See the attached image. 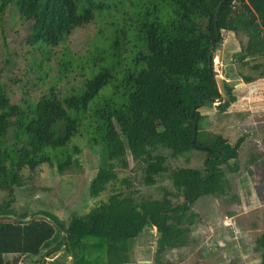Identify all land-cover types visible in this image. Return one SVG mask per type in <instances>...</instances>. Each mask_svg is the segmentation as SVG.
Returning a JSON list of instances; mask_svg holds the SVG:
<instances>
[{"label": "trees", "instance_id": "obj_1", "mask_svg": "<svg viewBox=\"0 0 264 264\" xmlns=\"http://www.w3.org/2000/svg\"><path fill=\"white\" fill-rule=\"evenodd\" d=\"M136 1L137 6L131 2L139 18L132 57H122L131 40L125 33L126 37L117 34L108 54L96 48L99 56L78 60L76 70L71 53L57 50L75 31L94 23L106 4L1 0L0 14L13 6L21 19L31 23L26 42L40 52L42 80L52 81L38 99H24L21 104L14 103L0 86V192L6 193L0 201V216H15L0 219V264H21L24 258L42 264L44 257L63 249L64 256L73 257V264L89 263L86 242L92 239L96 249L105 253L106 264H127L134 240L148 227L157 228L159 253L182 248L198 220L192 210L196 202L205 196L221 198L230 191L223 167L237 171L230 161L238 158L245 140L235 145L222 136L201 140L205 119L201 110L220 100L217 107L226 112L237 101L226 83L231 102L224 104L217 83L214 60L225 42L223 33L247 37L239 61L249 65V58H264V0ZM102 62L107 66L96 73ZM53 68L61 75L52 77ZM250 68L259 75H244L246 83L264 78V63ZM77 71L83 77L81 85L68 87L71 74ZM104 89L108 94L100 96ZM85 134L91 144L102 148V164L89 187L92 198L118 181L117 168H129V153L145 166L147 186L156 185L157 178L169 171L167 158L157 154L161 149L175 157L202 150L207 158L202 169L172 172L178 201L166 190L162 199H138L131 181L125 179V192H113L69 223L47 211L31 217L45 215L53 222L43 218L24 222L30 215L14 209L15 189L24 187L41 166L56 168L61 175L77 170L82 149L75 140ZM257 245L264 264V235Z\"/></svg>", "mask_w": 264, "mask_h": 264}, {"label": "rangeland", "instance_id": "obj_2", "mask_svg": "<svg viewBox=\"0 0 264 264\" xmlns=\"http://www.w3.org/2000/svg\"><path fill=\"white\" fill-rule=\"evenodd\" d=\"M97 1L106 4L107 9L97 12L94 23L75 31L68 43L57 50L59 53H63L65 49H67L69 53H71L72 64L76 70L79 69L77 67L78 64H80L78 60L85 62L88 59V61H91L94 55L97 57L99 56L96 48H99L102 52L108 54L107 52L111 51L114 38L118 35L121 37L127 36L126 38L131 40V43L127 46V53L122 52V57H132L134 46L136 45V40L133 39V36L137 31L139 18L138 10L135 9L132 4L137 6V1ZM30 24V22L21 19L19 13L13 6L7 10L5 15L0 14V86H3L6 89L13 102L16 104H21L24 99L35 101L46 92L47 84L52 81L50 78L46 81L42 80V75L38 69L40 62L42 61L40 52L33 50L26 42V39L30 34ZM124 33L127 35L125 36ZM223 35L227 44L220 47L215 53L214 67L217 77L227 79L226 76H230V78L234 80L231 83L232 87L241 83V76L242 78L244 75L254 78L258 77L259 72L251 70L250 65H255L257 63L263 64L264 58H249V65L237 59V56L247 45V37L242 33L236 35L234 33L225 32ZM124 48L125 47H123V49ZM225 50H227V52H233L236 50L241 51L235 54V56L233 55V59L231 60V54H225ZM220 51H222L223 54ZM237 63L239 64V67L235 68L234 66H236ZM108 64H110L109 60ZM99 66L100 67L96 68V73L107 65L105 62H102ZM55 69L56 68H53L49 72L52 77L61 75L60 72ZM86 75H88V71L84 72L85 78ZM81 76L80 71L71 74V78L68 81V87L80 86L83 78ZM93 77L91 76L90 78ZM259 79L257 78V80ZM257 80L255 81L257 82ZM253 82H245L248 84L247 88L237 86L235 92L236 97H239V99L247 97V100H249L251 95L254 94L255 99L258 101H264V95L261 91L264 90V82L263 84L254 83L252 85L251 83ZM60 86L62 89L64 88V84H61ZM249 88L252 89L251 92ZM107 89H104L100 96L108 94ZM201 112L205 116V119L201 122V140H207L209 138L214 140V138L219 136V134H222L221 132H223L228 126V123L230 122L229 117L238 115L235 112L228 117L221 116V113L217 112L215 108H211L210 106L204 107ZM75 144L82 149L80 155L81 166L77 170L68 172L64 175L59 174L56 168L52 169L49 166H41L35 172L31 173L30 176L32 179L24 187L15 189V203L13 207L17 212L28 213L31 217L42 211H47L58 216L64 222L69 223L72 217L84 216L91 212L100 201L108 200V197L113 192H125L127 188L122 184V181L125 179L131 181L133 185L132 189L137 191L136 197L138 199H162L164 196V190H166L173 195L176 201H178V192L172 181V172L179 168L202 169L207 158V153L202 150H195L188 154L175 157L170 150L161 149L157 154L163 155L167 158L169 171L157 178L156 185L147 186L144 180L145 166L142 163L133 160L129 153V168H117L119 174L118 181L112 184L107 192L103 193L100 197L92 198L89 194V187L102 164V148L100 145L91 144L86 134L81 138L76 139ZM243 162V160L240 161V164L242 165ZM223 168L227 173V177L230 178L233 184L236 179L235 174L230 172L227 167L224 166ZM260 183H264L263 179L260 180ZM262 186H264V184ZM258 189L261 190L260 187H258ZM235 191H237V189H235ZM5 196L6 193L0 192V201L3 200ZM210 198L212 197L206 196L199 200L201 201L200 210L223 213L230 210L233 206L226 201H220L219 204L206 200ZM260 206L264 207V204L260 203L251 205L253 208ZM192 210L195 212L193 208ZM253 214L264 222V219H262V217H264V211H262V209H257ZM214 221H216V219H214ZM230 231L232 230L230 229ZM222 239L224 240V238ZM215 242L217 243V240ZM101 244L103 245V243ZM254 244L255 242L252 240H247L245 246L247 257H258V259H261L262 254L261 252H257V246ZM104 246L105 245L102 247ZM251 248H254V253H252ZM89 250L91 251V255L89 254L88 258L93 257V259H100L101 262L106 258V255H101L102 252L98 249L94 248V251L92 252V247H89ZM21 264L39 263H32L31 260H26L25 263Z\"/></svg>", "mask_w": 264, "mask_h": 264}, {"label": "crops", "instance_id": "obj_3", "mask_svg": "<svg viewBox=\"0 0 264 264\" xmlns=\"http://www.w3.org/2000/svg\"><path fill=\"white\" fill-rule=\"evenodd\" d=\"M226 44L227 41L223 45ZM222 51L220 52L223 54ZM240 51L227 52L225 50V54H231L232 60L233 55L235 56ZM234 67L238 68L239 64L237 63ZM233 81L230 76L225 79V83L233 89L236 97L237 86L247 88L248 84L244 82L242 76L241 83L234 87L231 86ZM263 82L264 78L251 84H263ZM249 90L250 92L252 91L251 88ZM261 91L264 95V90ZM236 98L237 101L226 112H221L215 104L210 105L211 108H215L217 112L221 113V116L228 117L235 112L238 114L237 116L229 117L228 126L221 132L222 134H219L231 145H235L242 138L245 140L238 151V158L230 161L231 166L237 168L235 172L229 170L235 174L236 179L232 184L230 178L227 177L230 185V191L227 196L221 198L209 196L212 198L206 199L214 203L226 201L233 205L232 208L230 210L227 209L228 211L223 213L203 211L200 210L201 201L199 199L193 206L198 215V220L190 227V240L187 246L178 249H167L159 253L157 228L148 227L134 240L131 263L127 264L262 263V256L261 259H258V257L248 258L245 246L249 239L255 242L254 245L258 247L257 241L264 235V222L253 214L257 209L264 211V207H251V205L264 204V186H262L264 183H260L261 179L264 181V101L255 99L254 94L251 95L249 100H247V97ZM242 160L244 162L241 165L240 161ZM230 227L234 229L230 231ZM216 240L217 243L215 242ZM93 241L92 239L86 242V258L89 263L85 264H106V258L102 262L100 259L88 258L91 253L89 247H92V252L94 248L96 249ZM251 249L252 253H254V248ZM100 251L102 252L101 255L105 254L102 250ZM64 255L65 250L63 249L50 258L44 257L41 263L73 264V257L69 255L67 258ZM26 260L37 263L36 259L26 258L21 263H25Z\"/></svg>", "mask_w": 264, "mask_h": 264}, {"label": "water", "instance_id": "obj_4", "mask_svg": "<svg viewBox=\"0 0 264 264\" xmlns=\"http://www.w3.org/2000/svg\"><path fill=\"white\" fill-rule=\"evenodd\" d=\"M217 83H218V87H219V91L224 99V104H227L229 102H231V98L229 97V95L227 94V89H226V83H225V79L221 78V77H217ZM5 217L11 218V219H15V216H0V219H3ZM36 218H43L46 219L50 222H53L52 219H50L49 217L45 216V215H36L34 217H30L27 219H23L24 222H30Z\"/></svg>", "mask_w": 264, "mask_h": 264}, {"label": "built area", "instance_id": "obj_5", "mask_svg": "<svg viewBox=\"0 0 264 264\" xmlns=\"http://www.w3.org/2000/svg\"><path fill=\"white\" fill-rule=\"evenodd\" d=\"M236 1H238V0H236ZM221 103H222V102H221L220 100H217V101L215 102V105H216V106H219ZM230 229L233 230V227H231Z\"/></svg>", "mask_w": 264, "mask_h": 264}]
</instances>
